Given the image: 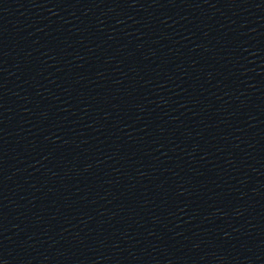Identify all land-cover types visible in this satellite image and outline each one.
Wrapping results in <instances>:
<instances>
[{"label": "water", "instance_id": "1", "mask_svg": "<svg viewBox=\"0 0 264 264\" xmlns=\"http://www.w3.org/2000/svg\"><path fill=\"white\" fill-rule=\"evenodd\" d=\"M0 264H264V0H0Z\"/></svg>", "mask_w": 264, "mask_h": 264}]
</instances>
